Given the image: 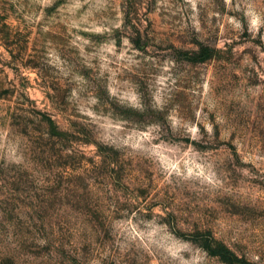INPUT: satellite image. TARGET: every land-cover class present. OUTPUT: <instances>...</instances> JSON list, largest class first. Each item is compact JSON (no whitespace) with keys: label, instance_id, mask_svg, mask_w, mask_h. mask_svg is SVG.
Instances as JSON below:
<instances>
[{"label":"rangeland","instance_id":"1","mask_svg":"<svg viewBox=\"0 0 264 264\" xmlns=\"http://www.w3.org/2000/svg\"><path fill=\"white\" fill-rule=\"evenodd\" d=\"M0 264H264V0H0Z\"/></svg>","mask_w":264,"mask_h":264},{"label":"trees","instance_id":"2","mask_svg":"<svg viewBox=\"0 0 264 264\" xmlns=\"http://www.w3.org/2000/svg\"><path fill=\"white\" fill-rule=\"evenodd\" d=\"M206 58V54H203V56L196 57L194 59H198L199 61H202L203 59ZM206 249L208 250L209 253L213 255H218L220 256L224 261L227 262H232L231 256H229V250L222 244L220 243H215V244H209L208 242L205 244ZM235 259H237L236 256L233 255Z\"/></svg>","mask_w":264,"mask_h":264}]
</instances>
